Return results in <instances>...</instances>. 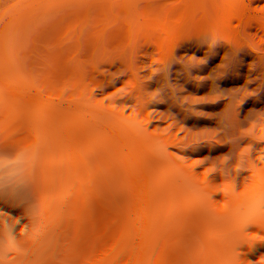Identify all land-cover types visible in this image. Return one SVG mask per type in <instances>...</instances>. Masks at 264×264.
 Listing matches in <instances>:
<instances>
[{"label": "trees", "instance_id": "1", "mask_svg": "<svg viewBox=\"0 0 264 264\" xmlns=\"http://www.w3.org/2000/svg\"><path fill=\"white\" fill-rule=\"evenodd\" d=\"M0 264H264V0H0Z\"/></svg>", "mask_w": 264, "mask_h": 264}]
</instances>
